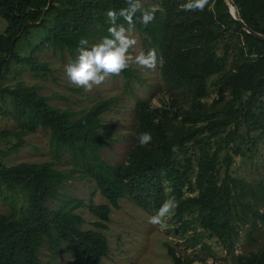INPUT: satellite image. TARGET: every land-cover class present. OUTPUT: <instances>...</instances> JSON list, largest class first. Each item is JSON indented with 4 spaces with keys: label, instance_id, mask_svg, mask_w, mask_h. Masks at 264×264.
Returning <instances> with one entry per match:
<instances>
[{
    "label": "trees",
    "instance_id": "obj_1",
    "mask_svg": "<svg viewBox=\"0 0 264 264\" xmlns=\"http://www.w3.org/2000/svg\"><path fill=\"white\" fill-rule=\"evenodd\" d=\"M185 2L157 0L162 11L147 26L136 24L145 43L164 58L159 70L167 91L161 94L159 107H152L150 100L136 103L126 161L110 165L98 154L106 145L101 117L114 103L112 98L76 117L70 109L51 107L35 87L1 82L10 63L38 77L49 68L34 57L36 52L52 49L73 56L80 39L107 35L105 13L125 7L124 0H0V17L7 23L0 35V98L12 101L17 124V130L1 133L16 140L8 154L23 146L25 135L48 130L50 144L71 153L75 167L83 169L81 177L94 181L108 203L87 206L96 220L91 223L94 229L84 230V219L70 209L69 201L57 210L48 207L56 189L71 179L54 170V163L0 162V189L21 194L26 201L18 215L0 212V264H41L44 239L51 247H58L57 241L65 243L71 264H100L109 251L103 232L111 210L120 209L123 198L149 214H155L168 197L175 198L178 207L172 216L183 250L191 252L179 255L165 244L172 264H208L196 255L202 234L230 252L236 221L249 216L264 221L259 212L264 186L254 189L230 174L234 157L244 156L236 145L242 129L252 142L256 140L252 135H264V41L243 30L224 0H209L203 12L182 11L179 5ZM232 2L243 23L264 36V0ZM31 29L42 34L37 45L31 44L33 37L27 39ZM23 38L30 55L16 51ZM123 74L128 85L131 73ZM213 76L216 95L207 103L208 79ZM144 132L152 141L141 146L138 137ZM174 145H179V152H172ZM200 247L208 249L204 243ZM232 256L235 264H264V249Z\"/></svg>",
    "mask_w": 264,
    "mask_h": 264
},
{
    "label": "rangeland",
    "instance_id": "obj_2",
    "mask_svg": "<svg viewBox=\"0 0 264 264\" xmlns=\"http://www.w3.org/2000/svg\"><path fill=\"white\" fill-rule=\"evenodd\" d=\"M157 0H145V7L151 9ZM7 27V23L0 17V35ZM138 43L135 53L141 50L147 51L153 48L146 44L140 32H135ZM39 36L42 34L31 29L27 39L31 44L40 43ZM27 39L23 38L18 44L17 52L20 55H30L31 47H28ZM100 38L89 41L95 43ZM33 45V46H34ZM33 48V47H32ZM78 53L73 56L64 52H54L48 49L36 52L35 58L40 63H47L49 72L34 77L31 71L21 69L19 65L10 63L9 70L4 75L2 85L15 87L18 84L35 87L38 93L47 99V103L56 109H70L77 113L76 117L88 110L94 103L112 98L114 103L101 117L102 135L106 141L105 147L99 152V158L110 165L124 163L128 148L132 143L131 135L134 131V114L136 103L140 100H150L152 107H159L161 94L167 91L162 81L159 67L154 72H143L135 66L127 70L131 73L129 84L122 73L119 77H112L107 80L103 87L94 89L90 93H85L69 85L64 74V65L74 61ZM217 77L208 79L209 97L207 103L212 102L216 95L214 83ZM9 113V115H5ZM13 103L10 99L0 98V162L5 166H12L20 162L26 163H54L53 169L62 173L65 177H71L63 185L56 189V197L49 200L48 207L57 210L63 207L66 202L71 203L74 213L80 215L85 224L84 230L94 229L91 225L96 220L89 213V204H108L102 197L94 181L81 177L83 169L81 166L75 167L71 158V153L66 149H55L50 144L48 130L38 129L34 134L23 137L24 144L16 152L8 154L15 145L13 137L1 136L2 132L17 130V124L13 120ZM256 139L253 142L248 138L245 129H242L241 138L236 140V145L240 146L244 156L234 157L233 165L230 169L231 176L243 183H247L254 189L258 185L264 186V135H252ZM252 204L253 202L249 200ZM83 205L75 206V204ZM120 209H112L108 229L104 235L108 240V255L101 259L100 264H172L170 256L167 254L165 244H169L179 255L189 254L190 249L184 251L182 237L178 232L172 214L167 218L168 227L160 230L147 222V218L154 214H149L138 208L129 199L123 198L119 201ZM26 206L25 198L21 194H13L7 189H0V212L18 215ZM259 212L264 213V203L260 205ZM196 211L194 212V215ZM190 215L184 217L187 219ZM199 230V229H198ZM235 234L231 238V250L227 252L223 245L215 238H208L206 234L201 235V243L207 246L203 250L199 245L196 255L206 258L208 264H213L216 260L219 264H235L233 255H249L264 249V221L259 218L248 217L247 221H236L234 224ZM58 247H51L46 239L41 243L39 258L41 264H71L72 254L68 252L67 246L61 241H57ZM194 264H200L198 261Z\"/></svg>",
    "mask_w": 264,
    "mask_h": 264
},
{
    "label": "clouds",
    "instance_id": "obj_3",
    "mask_svg": "<svg viewBox=\"0 0 264 264\" xmlns=\"http://www.w3.org/2000/svg\"><path fill=\"white\" fill-rule=\"evenodd\" d=\"M124 3L125 7L109 8L106 11L107 35L92 44L86 38L80 39L76 59L64 65V74L70 86L90 93L103 87L112 77H119L129 67L154 72L158 67L164 66V58L158 56L155 48L135 53L138 41L134 35L136 24H150L155 19L156 12L162 11L161 6L153 4L149 10L145 7V0H124ZM208 5L209 0H186L179 8L185 12H203ZM151 141L152 136L148 132L138 137L141 146H146ZM172 152H179V145H174ZM177 207L175 198L170 196L154 215L147 218V222L160 230H166L167 218L174 214Z\"/></svg>",
    "mask_w": 264,
    "mask_h": 264
},
{
    "label": "water",
    "instance_id": "obj_4",
    "mask_svg": "<svg viewBox=\"0 0 264 264\" xmlns=\"http://www.w3.org/2000/svg\"><path fill=\"white\" fill-rule=\"evenodd\" d=\"M224 1H225V2L227 3V5L229 6V9H230V13H231V15L233 16V18H234L237 22H239V23L241 24L243 30L246 31L248 34L254 36L255 38L264 41V36H263V35L258 34V33L254 32V31H252L249 27H247V26L243 23V21L241 20V18H240V16H239V13H238V11H237V8H236V6L234 5V3L232 2V0H224Z\"/></svg>",
    "mask_w": 264,
    "mask_h": 264
}]
</instances>
